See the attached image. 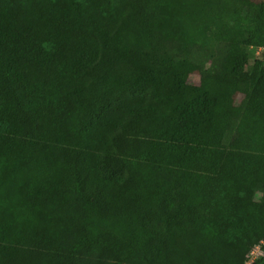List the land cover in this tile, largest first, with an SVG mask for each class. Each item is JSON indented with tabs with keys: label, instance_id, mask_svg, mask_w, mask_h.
I'll list each match as a JSON object with an SVG mask.
<instances>
[{
	"label": "trees",
	"instance_id": "trees-1",
	"mask_svg": "<svg viewBox=\"0 0 264 264\" xmlns=\"http://www.w3.org/2000/svg\"><path fill=\"white\" fill-rule=\"evenodd\" d=\"M251 48L264 0H0V264H264Z\"/></svg>",
	"mask_w": 264,
	"mask_h": 264
},
{
	"label": "rangeland",
	"instance_id": "rangeland-1",
	"mask_svg": "<svg viewBox=\"0 0 264 264\" xmlns=\"http://www.w3.org/2000/svg\"><path fill=\"white\" fill-rule=\"evenodd\" d=\"M250 51H251L252 56H254L255 58H264V49L251 48ZM190 82L191 83H198V80L195 77H192ZM256 256H257L258 260L263 258L259 254H257ZM247 262H248V260H247Z\"/></svg>",
	"mask_w": 264,
	"mask_h": 264
},
{
	"label": "built area",
	"instance_id": "built-area-1",
	"mask_svg": "<svg viewBox=\"0 0 264 264\" xmlns=\"http://www.w3.org/2000/svg\"><path fill=\"white\" fill-rule=\"evenodd\" d=\"M257 254H259L261 257H263V253L261 251L260 245H257L252 249L250 255L248 256V262L246 264H253L255 261H257L258 260V258L256 256Z\"/></svg>",
	"mask_w": 264,
	"mask_h": 264
}]
</instances>
